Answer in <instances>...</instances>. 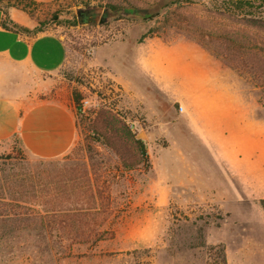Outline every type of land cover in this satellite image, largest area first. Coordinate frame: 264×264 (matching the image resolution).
<instances>
[{"label":"rangeland","instance_id":"rangeland-1","mask_svg":"<svg viewBox=\"0 0 264 264\" xmlns=\"http://www.w3.org/2000/svg\"><path fill=\"white\" fill-rule=\"evenodd\" d=\"M229 1L21 4L36 23L31 34L63 39L61 73L80 110L73 147L61 159L0 146V264H229L225 247L230 264H264V0H252L257 8L245 17L229 13ZM157 3L151 19L105 17L111 5ZM89 8L93 16L85 19L80 11ZM177 41L217 60L245 115L259 122L257 131L245 127L239 148L203 147L193 132L180 131L179 103L155 93L138 70L147 46ZM114 119L143 141L147 161L113 135ZM217 187L243 195L213 194Z\"/></svg>","mask_w":264,"mask_h":264},{"label":"crops","instance_id":"crops-1","mask_svg":"<svg viewBox=\"0 0 264 264\" xmlns=\"http://www.w3.org/2000/svg\"><path fill=\"white\" fill-rule=\"evenodd\" d=\"M6 16L19 27L32 30L36 26L25 11L0 7V146L14 143L28 157L61 159L76 137L75 108L61 73L67 47L51 31L29 36L3 29ZM138 70L155 93L179 103L178 129L193 132L203 147L239 148L248 133L245 127L259 129V122L245 115L243 98L228 71L197 44H150L138 61ZM113 76L120 84L126 81L115 72ZM214 190L216 195H243L237 187ZM224 256L230 264L226 247Z\"/></svg>","mask_w":264,"mask_h":264},{"label":"trees","instance_id":"trees-1","mask_svg":"<svg viewBox=\"0 0 264 264\" xmlns=\"http://www.w3.org/2000/svg\"><path fill=\"white\" fill-rule=\"evenodd\" d=\"M179 1L182 2V1H187V0H178V2ZM23 2H25L26 5L35 4L34 1L32 0H16L15 3H10V0H8V2L1 7L3 8L16 7L23 11H26L25 10L26 6L24 5L21 6ZM227 3H228L227 10L229 11V13H242L244 17L251 16L252 15L251 9L257 8V6L253 5L252 0H230ZM161 6L162 4H159V3L149 8H135V7L128 8V7H123V6L111 5L105 17L118 14L119 18L132 16L134 18L136 17V18H140L143 20H147V19H151L158 12ZM263 22L264 21L262 20L261 23ZM1 26L5 30L20 32V33L27 34L29 36H33L39 31V30L37 31L35 30L31 34L30 30L19 27L16 24H13L12 22H10L7 16L2 20ZM72 96H73V101L75 104V109L78 111L80 110V105H79L80 97L76 95V93H73ZM114 120H115L114 122H117L118 126H117V129L111 128V131L113 135L118 138L117 140L125 139L127 142L130 143V146L135 152L136 157H138L140 160L147 161V155H146L143 141L137 138L136 134L123 121L118 120V119H114ZM259 203L264 213V199H261Z\"/></svg>","mask_w":264,"mask_h":264},{"label":"flooded vegetation","instance_id":"flooded-vegetation-1","mask_svg":"<svg viewBox=\"0 0 264 264\" xmlns=\"http://www.w3.org/2000/svg\"><path fill=\"white\" fill-rule=\"evenodd\" d=\"M93 11H94V9H92V8H89V9H81L80 14H81V16H84L85 19L86 18L89 19L90 18V15H91V17L93 16L92 15L93 14L92 13Z\"/></svg>","mask_w":264,"mask_h":264},{"label":"water","instance_id":"water-1","mask_svg":"<svg viewBox=\"0 0 264 264\" xmlns=\"http://www.w3.org/2000/svg\"><path fill=\"white\" fill-rule=\"evenodd\" d=\"M77 16H78V19H80L79 17H80V15L79 14H77Z\"/></svg>","mask_w":264,"mask_h":264},{"label":"bare ground","instance_id":"bare-ground-1","mask_svg":"<svg viewBox=\"0 0 264 264\" xmlns=\"http://www.w3.org/2000/svg\"><path fill=\"white\" fill-rule=\"evenodd\" d=\"M209 67V66H208ZM220 74V73H219ZM218 76V75H217ZM213 78V77H212ZM216 79V78H215ZM219 79V78H218Z\"/></svg>","mask_w":264,"mask_h":264},{"label":"built area","instance_id":"built-area-1","mask_svg":"<svg viewBox=\"0 0 264 264\" xmlns=\"http://www.w3.org/2000/svg\"><path fill=\"white\" fill-rule=\"evenodd\" d=\"M180 109V108H179ZM181 110V109H180Z\"/></svg>","mask_w":264,"mask_h":264}]
</instances>
